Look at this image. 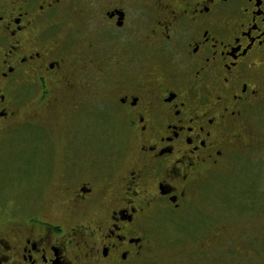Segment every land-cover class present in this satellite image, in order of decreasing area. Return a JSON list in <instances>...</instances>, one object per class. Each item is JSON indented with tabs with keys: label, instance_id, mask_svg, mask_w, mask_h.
Returning a JSON list of instances; mask_svg holds the SVG:
<instances>
[{
	"label": "flooded vegetation",
	"instance_id": "flooded-vegetation-1",
	"mask_svg": "<svg viewBox=\"0 0 264 264\" xmlns=\"http://www.w3.org/2000/svg\"><path fill=\"white\" fill-rule=\"evenodd\" d=\"M27 130L65 159L0 202V264H137L223 171L264 182V0H0V154Z\"/></svg>",
	"mask_w": 264,
	"mask_h": 264
},
{
	"label": "rangeland",
	"instance_id": "rangeland-1",
	"mask_svg": "<svg viewBox=\"0 0 264 264\" xmlns=\"http://www.w3.org/2000/svg\"><path fill=\"white\" fill-rule=\"evenodd\" d=\"M15 142L19 143L17 151L0 154L1 204L18 193L30 192L23 184L28 180L31 184L35 169L46 164L51 167V174L38 179L35 193L38 200L52 199L65 159L62 136L55 133L49 147L41 132L27 130ZM128 153H103L101 158L119 160ZM243 162L198 190L191 204L168 213L164 226L150 229L151 246L137 264H264V182L260 184L256 162L252 169L242 167L250 166ZM15 179L18 183L23 180L22 185L9 186ZM259 195L262 197L257 201L255 196Z\"/></svg>",
	"mask_w": 264,
	"mask_h": 264
}]
</instances>
